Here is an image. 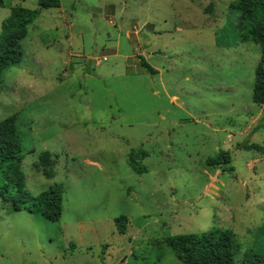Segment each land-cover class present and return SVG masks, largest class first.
I'll use <instances>...</instances> for the list:
<instances>
[{
    "label": "rangeland",
    "instance_id": "rangeland-1",
    "mask_svg": "<svg viewBox=\"0 0 264 264\" xmlns=\"http://www.w3.org/2000/svg\"><path fill=\"white\" fill-rule=\"evenodd\" d=\"M233 1L40 11L2 75L0 121L16 118L27 197L59 186L62 213L0 205V264H181L166 238L212 227L232 231L237 262L264 247V105L251 99L261 55L239 41ZM219 153L230 163L207 166Z\"/></svg>",
    "mask_w": 264,
    "mask_h": 264
},
{
    "label": "trees",
    "instance_id": "trees-1",
    "mask_svg": "<svg viewBox=\"0 0 264 264\" xmlns=\"http://www.w3.org/2000/svg\"><path fill=\"white\" fill-rule=\"evenodd\" d=\"M14 1V0H11ZM37 9L30 10L21 6L9 7L10 14L1 22L0 30V86L6 69L19 64L22 58L20 41L27 34V27L34 22L40 11L59 8L60 0H36ZM8 7L6 0H0V8ZM229 8L238 16L237 32L239 41L252 42L259 46L261 60L256 66L251 99L257 105H264V0H235ZM140 66L148 73L152 69L143 58ZM246 149H256L254 145ZM132 155V154H131ZM139 159L144 153L136 154ZM23 155L20 150L19 136L14 115L0 121V205L3 209L25 211L39 215L49 222H57L62 213V188L56 186L36 197L28 198L24 190V174L21 170ZM230 163L226 153L207 159V166ZM128 166L135 173L146 170L134 157H129ZM232 171V168H229ZM118 231L125 233V218L115 220ZM264 232V224L262 226ZM166 244L172 249L181 264H264V247H252L244 252L240 262L235 259L234 235L229 229L212 227L206 232L180 234L168 237Z\"/></svg>",
    "mask_w": 264,
    "mask_h": 264
},
{
    "label": "crops",
    "instance_id": "crops-1",
    "mask_svg": "<svg viewBox=\"0 0 264 264\" xmlns=\"http://www.w3.org/2000/svg\"><path fill=\"white\" fill-rule=\"evenodd\" d=\"M14 1H18V0H14ZM12 2H13V1H12ZM14 6H16V5H14ZM14 6H12V5H9V6H8L7 11H6L8 14L6 13V16H4L5 18L8 17L9 14H10L9 7H14ZM0 9H2V8H0Z\"/></svg>",
    "mask_w": 264,
    "mask_h": 264
}]
</instances>
